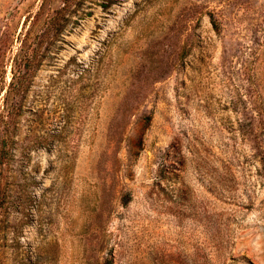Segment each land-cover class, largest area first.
<instances>
[{"label": "rangeland", "instance_id": "374dc122", "mask_svg": "<svg viewBox=\"0 0 264 264\" xmlns=\"http://www.w3.org/2000/svg\"><path fill=\"white\" fill-rule=\"evenodd\" d=\"M0 264H264V0H0Z\"/></svg>", "mask_w": 264, "mask_h": 264}]
</instances>
